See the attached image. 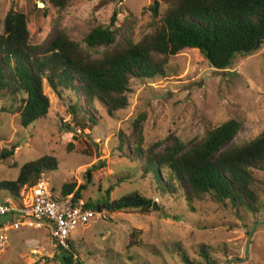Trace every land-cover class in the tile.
Instances as JSON below:
<instances>
[{"label":"rangeland","instance_id":"374dc122","mask_svg":"<svg viewBox=\"0 0 264 264\" xmlns=\"http://www.w3.org/2000/svg\"><path fill=\"white\" fill-rule=\"evenodd\" d=\"M153 1L73 0L66 9L52 8L46 15L41 0H0V18L14 5L27 15L35 43L42 42L56 23L82 41L92 27L108 25L117 12L116 26L125 24L138 38L150 30L146 8ZM166 69V75L153 80L134 79L129 106L114 116L101 106H96L94 114L90 107L88 111L99 120L91 129H69L67 124L73 127V123L68 94H64L66 102L47 85L49 116L27 128L14 111L18 103L0 95V181L16 180L25 163L49 156L58 168L40 178L58 194L68 183L76 184V189L86 185L85 202L104 197L111 187L112 200L137 191L154 200L157 210L149 213L139 208L96 213L87 224L76 226L71 235L74 264H210L212 260L215 264H264V170L254 171L256 212L234 209L211 196L192 208L178 198L161 195L138 159L120 149V139L134 138L130 133L142 115L146 147L172 134L184 141L201 138L230 119L243 122L240 142L264 134V44L251 55L238 54L224 70L211 67L198 49L171 57ZM5 149L13 154L4 157ZM93 166V180L88 184L86 173ZM30 191L24 188L23 201L30 200ZM2 196L10 198L9 193ZM8 235L10 247L0 264H67L57 258L59 250L50 246L47 227L22 226L10 229ZM35 249L44 257H36Z\"/></svg>","mask_w":264,"mask_h":264},{"label":"trees","instance_id":"16d2710c","mask_svg":"<svg viewBox=\"0 0 264 264\" xmlns=\"http://www.w3.org/2000/svg\"><path fill=\"white\" fill-rule=\"evenodd\" d=\"M41 1L48 15L52 8L66 9L73 0ZM146 10L151 16L150 30L138 38L125 24L116 26L118 14L114 12L108 25H95L82 41L56 23L42 42L35 43L27 15L11 5L0 18V95L18 103L13 108L22 126L27 128L49 116L51 100L46 85L66 102L64 94H68L73 123V127L67 124L69 129H91L99 121L92 113L98 112L96 106L110 116L126 109L133 80L166 75L169 59L183 50L198 49L211 67L224 70L238 54L254 53L264 33V0H154ZM144 118H136L130 133L134 138L120 139V149L138 159L142 172L154 180L161 195L178 198L192 208L198 200L211 196L237 210H258L254 171L264 170V134L240 142L237 138L243 122L230 119L201 138L184 141L172 134L146 147ZM12 154L5 149L3 156ZM57 168L53 157L29 161L16 180L0 181V195L9 193L21 203L24 188L34 186L42 173ZM95 168L86 173L88 184ZM85 188L67 183L61 195L74 193L77 201L83 198ZM112 190L100 199H89L85 207L107 214L130 208L144 213L157 210L154 200L138 191L112 200ZM4 198L7 196L0 200ZM71 244V251L60 249L57 256L67 264H74L72 240ZM206 258L210 260L208 255Z\"/></svg>","mask_w":264,"mask_h":264},{"label":"built area","instance_id":"2783aa9c","mask_svg":"<svg viewBox=\"0 0 264 264\" xmlns=\"http://www.w3.org/2000/svg\"><path fill=\"white\" fill-rule=\"evenodd\" d=\"M30 189V200L21 203L11 198L0 200V257L10 247L8 231L22 226L47 227L50 246L71 251L73 229L87 224L96 212L85 207L83 199L75 201L74 193L66 196L56 193L44 178H39ZM33 254L39 259L44 257L36 249Z\"/></svg>","mask_w":264,"mask_h":264},{"label":"water","instance_id":"95a60500","mask_svg":"<svg viewBox=\"0 0 264 264\" xmlns=\"http://www.w3.org/2000/svg\"><path fill=\"white\" fill-rule=\"evenodd\" d=\"M262 40H264V33L258 38L256 49H258L260 47ZM252 233H253V231L250 234V240H251ZM250 240H249V242H250ZM248 250H249V245L247 247L246 253H248Z\"/></svg>","mask_w":264,"mask_h":264}]
</instances>
